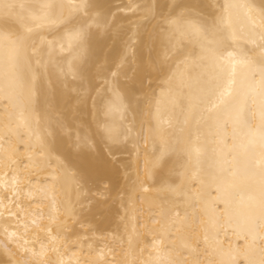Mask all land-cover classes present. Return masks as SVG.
<instances>
[{
  "label": "bare ground",
  "instance_id": "1",
  "mask_svg": "<svg viewBox=\"0 0 264 264\" xmlns=\"http://www.w3.org/2000/svg\"><path fill=\"white\" fill-rule=\"evenodd\" d=\"M0 264H264V0H0Z\"/></svg>",
  "mask_w": 264,
  "mask_h": 264
}]
</instances>
